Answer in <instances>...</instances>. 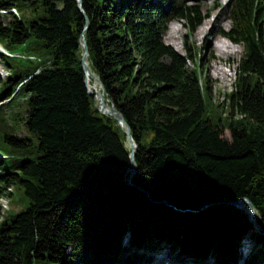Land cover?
<instances>
[{
	"label": "trees",
	"instance_id": "obj_1",
	"mask_svg": "<svg viewBox=\"0 0 264 264\" xmlns=\"http://www.w3.org/2000/svg\"><path fill=\"white\" fill-rule=\"evenodd\" d=\"M226 9L221 34L244 49L227 125L188 46L164 40L171 22L189 34L203 24L192 0H0V45L36 61L0 80V102L11 100L0 107V198L30 201L0 222V264H154L165 244L173 264H264L248 213L217 204L249 199L264 233V0ZM83 34L138 147L131 186L127 135L86 84Z\"/></svg>",
	"mask_w": 264,
	"mask_h": 264
},
{
	"label": "rangeland",
	"instance_id": "obj_2",
	"mask_svg": "<svg viewBox=\"0 0 264 264\" xmlns=\"http://www.w3.org/2000/svg\"><path fill=\"white\" fill-rule=\"evenodd\" d=\"M192 1L195 4L200 5L204 10L206 17L203 24L198 27L196 32L189 34L188 29L182 22H171L168 26L164 40L168 45L172 46L176 51L183 55L186 53L185 45L188 46L193 56L192 61L189 62V66L190 68H200L202 79H205L210 87L213 102L216 104L223 103L225 114L217 108L215 118L217 120L222 119L225 125H227L228 119L226 114L229 112L228 104L230 102V99L227 96L235 90L238 61L244 54L243 46L236 45L229 40H226L228 41L226 42L221 34V31L227 32L232 26L229 19V11L226 9V6L231 0ZM19 10L24 18L26 11L22 9ZM6 18L7 19L4 20L5 23L12 20L9 16ZM171 30L173 31L171 32ZM221 42L227 43L229 48L219 51L218 48ZM1 51L0 48V52ZM18 52L23 53L21 58L17 57L7 60L9 69L7 68L6 62L3 61L0 56V80H7L12 72H17V74L20 75L25 68H32L36 64V61L29 60H34V57L30 56V53L25 55L22 50ZM94 84V86H97L99 89L100 86L96 81H94ZM21 110L22 112L24 111L23 108H21ZM14 134L18 138L28 136L22 123H20L19 130L15 131ZM225 135L226 137L230 136L228 131H226ZM29 204V199L19 190H16L15 194L10 198L1 197L0 222L6 221L10 224L22 209L29 207ZM253 231L254 237H257V235L260 234L257 228ZM167 258V256H162L161 259L164 261V264H168L166 261L169 258ZM122 262L124 263L123 260Z\"/></svg>",
	"mask_w": 264,
	"mask_h": 264
},
{
	"label": "water",
	"instance_id": "obj_3",
	"mask_svg": "<svg viewBox=\"0 0 264 264\" xmlns=\"http://www.w3.org/2000/svg\"><path fill=\"white\" fill-rule=\"evenodd\" d=\"M77 2H78V5H79V8L82 10V0H77ZM88 27L89 26L87 25L85 27V30H87ZM81 43H82V46L84 47V54H83V58H82V64H83L84 70H85L87 76L90 74L93 77V79L97 83H99L101 85L100 79L94 73H92L90 71L89 64H88L89 49H88L87 42H86V39H85V35L84 34L81 36ZM86 84L88 86V78L86 79ZM101 89H102V92L99 93V94L101 95V97L103 99L102 108L103 109L106 108V107H109L110 108L111 113H109L108 115L114 117L117 121H119L122 129L124 130V132L127 135V139H128V142H129L130 147H131V150H132V152L130 154V161L131 162H130V168H129V170L131 171V176H130V178L127 181V184L131 186V185H133V182H132L133 176L135 175V173L138 170V167H137L136 161H135V156H136L138 147H137V144H136L135 140L132 137V134H131V131H130L129 126L126 125V122L124 120L123 115L118 111V109L116 107L109 106L107 103H104V102H106L105 101V91L102 88V86H101ZM89 93L91 95H93V93L90 90H89ZM100 112L104 113L103 110H100ZM217 204L231 206V207H235V208H238V209L245 210L248 213V215H249V217H250L253 225L258 229V231L260 232V234H264L262 232V227L256 221H254L251 218V213L253 211H255V208H254V205L252 204V202L249 199L244 198V199H241L239 201H233V202L223 201V202H220V203H217ZM214 205H216V204L215 203H210V204H207V205L205 204L198 211H203V210H205V209H207V208H209L211 206H214ZM198 211L192 210V212H198Z\"/></svg>",
	"mask_w": 264,
	"mask_h": 264
},
{
	"label": "bare ground",
	"instance_id": "obj_4",
	"mask_svg": "<svg viewBox=\"0 0 264 264\" xmlns=\"http://www.w3.org/2000/svg\"><path fill=\"white\" fill-rule=\"evenodd\" d=\"M12 12L14 13V14H17V11L16 10H12ZM2 13H3V15H7V14H9L7 11H2ZM171 29V28H170ZM173 29V28H172ZM173 30H171V32H172ZM204 33V32H203ZM226 41V40H225ZM226 42H228V41H226ZM229 48V46H228V44L227 43H224V42H221L220 43V45H219V48H218V50L219 51H221V50H225V49H228ZM87 78H88V90H90L92 93H93V95L96 97V100H97V102H98V104H99V109L100 110H103V114H105V115H108L109 113H111V111H110V108L109 107H106V108H102V105H103V99H102V97H101V95L99 94V93H101L102 92V89H101V86H100V84H99V89L97 88V86L95 87L94 85L95 84H91V81H95L94 79H93V77L89 74L88 76H87ZM105 101L106 102H104V103H107L108 102V100L106 99V96H105ZM108 104V103H107ZM109 105V104H108ZM102 113V112H101ZM110 116V115H109ZM7 168V167H6ZM208 209V208H207ZM206 210V209H205ZM204 211V210H203ZM251 218L254 220V221H256L257 220V213L255 212V211H253L252 213H251ZM166 256L168 257V258H171L172 260H173V250L172 249H169L168 250V252L166 253Z\"/></svg>",
	"mask_w": 264,
	"mask_h": 264
}]
</instances>
